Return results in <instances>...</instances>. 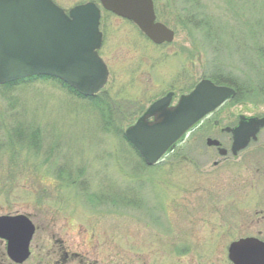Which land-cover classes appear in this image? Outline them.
<instances>
[{"label": "rangeland", "instance_id": "374dc122", "mask_svg": "<svg viewBox=\"0 0 264 264\" xmlns=\"http://www.w3.org/2000/svg\"><path fill=\"white\" fill-rule=\"evenodd\" d=\"M53 1L66 11L98 3ZM154 2L158 20L175 31L171 44L155 45L135 24L102 12L99 53L110 75L100 94L108 104L100 106L113 110L117 128L124 132L168 92L175 104L215 70L252 93L225 104L175 154L148 167L117 128L104 127L100 107L61 83L0 86V216H29L39 227L34 248L46 251L59 237L78 251L93 245L97 264H135L137 242L140 264H232V242L264 240V130L238 156L206 144L214 138L229 149L223 128L240 115L264 116V59L256 53L264 50V0ZM0 264H15L4 242Z\"/></svg>", "mask_w": 264, "mask_h": 264}, {"label": "water", "instance_id": "95a60500", "mask_svg": "<svg viewBox=\"0 0 264 264\" xmlns=\"http://www.w3.org/2000/svg\"><path fill=\"white\" fill-rule=\"evenodd\" d=\"M78 4L69 12L53 0H0V85L34 75L61 79L84 96L97 94L109 77L98 50L102 9L135 23L155 44L171 43L175 31L157 21L153 0H99ZM236 95L230 86L202 79L192 91L171 106L169 92L155 101L125 130L126 138L147 165L157 164L195 124ZM264 128V116L241 115L232 133L231 151L237 155ZM209 146H220L208 138ZM226 155L225 148L219 149ZM35 226L23 214L0 216V239L7 241V254L22 264L30 256ZM233 264H264V242L244 238L229 247Z\"/></svg>", "mask_w": 264, "mask_h": 264}, {"label": "flooded vegetation", "instance_id": "af4514ba", "mask_svg": "<svg viewBox=\"0 0 264 264\" xmlns=\"http://www.w3.org/2000/svg\"><path fill=\"white\" fill-rule=\"evenodd\" d=\"M217 113H218V111H215L214 113L210 114L209 116H207L205 118L204 121H211L213 119V117H215L217 115ZM237 122H236V124H237ZM214 124L216 126H218L219 121L215 120ZM221 131L225 132L231 136V134L229 132L225 131L224 128ZM183 143H186V141L183 140L182 142H180L177 145V147L173 150L172 153H176ZM231 145H232V138H231ZM231 145H230V148H231ZM209 147L215 148L217 150V152L219 153V147H215V146H209ZM221 147L225 148L222 143H221ZM230 148L229 149L226 148V149L230 150ZM226 156H224V157L226 158ZM218 164H219V162H215V165H218ZM262 219L264 221V217ZM125 226L127 227V225H125ZM38 230H39V227L35 225V234L33 236V239L31 241V245H30V256L28 257V259L25 262L33 261L35 264H68L72 260V261H78V264H97L96 259L91 260L92 259L91 256H93V254H92L93 250L92 249H94L93 245L90 247V249H87L84 251H78V250H74L75 248L70 246V244H68V243L65 245L64 240L59 241V237H58L54 247L48 248L46 251H44V247L40 246V245H36V248H34L32 244H33V240L35 239V235L38 232ZM136 232H137V230H136ZM250 237H253V236H250ZM132 247H133V249H135V252H134V256L136 257L135 264H140V260H141L142 256H141V252L139 249V244H137V242H136Z\"/></svg>", "mask_w": 264, "mask_h": 264}, {"label": "trees", "instance_id": "16d2710c", "mask_svg": "<svg viewBox=\"0 0 264 264\" xmlns=\"http://www.w3.org/2000/svg\"><path fill=\"white\" fill-rule=\"evenodd\" d=\"M191 22L194 23L192 20H189V21H187L186 24L189 25ZM188 25H186L184 27L187 28V27H189ZM256 53H257L258 57L264 59V50L259 49L258 51H256ZM262 66L264 67V65H262ZM208 77L211 78L212 80H214L218 84H226V85L234 87L236 89L237 93H236V96H235L233 101H241L243 96H245V94L246 95H250L252 93V89L248 88L243 81L239 80L238 78L234 77L233 75H231L229 73H226V72H224L222 70L221 71L220 70H215ZM40 79H42V80H55V81L61 83L65 88H67L69 91H71L73 94H76L80 98L89 99L90 101H93V103L96 106L100 107V109H99L100 110V118L102 120V123L104 124V127L106 129H112L113 126L115 128H117V123L115 122V117H114L113 110L109 106H104V107L100 106L102 103H105V105L108 104L107 102L104 101L105 99L102 100L103 98H101V95L93 96L91 98H85V97L79 95L72 87H70L67 84L57 80L56 78H52V77H49V76H32V77H29V78H26V79H22V80H19V81L8 83V84H6V85H4L2 87H4V88H12L13 86H17V85L25 83V82H30V81H34V80H40ZM260 85L262 86V89H263L261 94H264V83L260 82ZM115 128H113V130H115ZM117 129L119 131H114V132H118V134H120V136L127 141L123 130L121 128H117ZM33 137L36 138V134ZM29 144L31 146L34 145V141H32ZM132 149L134 150L133 147H132Z\"/></svg>", "mask_w": 264, "mask_h": 264}]
</instances>
